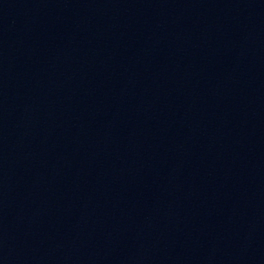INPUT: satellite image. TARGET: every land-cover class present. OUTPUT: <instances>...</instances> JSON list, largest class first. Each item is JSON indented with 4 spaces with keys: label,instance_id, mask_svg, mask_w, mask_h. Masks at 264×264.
Masks as SVG:
<instances>
[{
    "label": "water",
    "instance_id": "water-1",
    "mask_svg": "<svg viewBox=\"0 0 264 264\" xmlns=\"http://www.w3.org/2000/svg\"><path fill=\"white\" fill-rule=\"evenodd\" d=\"M0 264H264V0H0Z\"/></svg>",
    "mask_w": 264,
    "mask_h": 264
}]
</instances>
